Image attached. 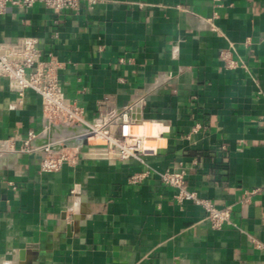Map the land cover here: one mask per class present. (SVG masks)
<instances>
[{
  "label": "crops",
  "instance_id": "1",
  "mask_svg": "<svg viewBox=\"0 0 264 264\" xmlns=\"http://www.w3.org/2000/svg\"><path fill=\"white\" fill-rule=\"evenodd\" d=\"M22 37L64 64L86 121L130 107L146 151L105 158L85 127L47 126L40 97L19 101L0 76V264H264V0H97L59 17L9 6L0 43ZM59 143L76 161L41 173L42 147ZM178 169L232 207L231 224L176 201L160 174Z\"/></svg>",
  "mask_w": 264,
  "mask_h": 264
},
{
  "label": "built area",
  "instance_id": "2",
  "mask_svg": "<svg viewBox=\"0 0 264 264\" xmlns=\"http://www.w3.org/2000/svg\"><path fill=\"white\" fill-rule=\"evenodd\" d=\"M85 2L92 6L97 0H0V15H3L9 6L29 9L42 5L55 17H59L64 11L78 13ZM220 56L227 67H233L229 52H222ZM63 65L53 52L46 51L44 44L36 38L22 37L0 43V76L8 79L9 88L17 94L19 101L27 92H33L40 97L47 126L65 123L85 127L87 136L100 141L105 158L117 161L136 159L143 162L146 147L142 137L131 132L128 114L131 108H126L104 121H86L82 109L64 95L59 82V71ZM35 138L34 133L29 134L23 143L25 151L35 150L32 146ZM42 151L43 157L39 165L41 173L59 171L65 163L76 161L75 156L63 147L55 150L49 144L43 146ZM160 179L174 189V198L179 204L190 201L201 207L214 229L231 224L232 207H218L212 201L189 191L184 169L167 170L160 174ZM249 195L250 193H247L241 200L248 201Z\"/></svg>",
  "mask_w": 264,
  "mask_h": 264
},
{
  "label": "bare ground",
  "instance_id": "3",
  "mask_svg": "<svg viewBox=\"0 0 264 264\" xmlns=\"http://www.w3.org/2000/svg\"><path fill=\"white\" fill-rule=\"evenodd\" d=\"M50 130H51V129H50ZM51 131H52V130H51ZM63 135H64V134H63ZM65 135H66V134H65ZM65 137H66V136H65ZM65 143H68V142L66 141ZM57 146H58V148H62V147H61L62 145H57ZM57 146H56V147H57ZM54 148H55V146H54Z\"/></svg>",
  "mask_w": 264,
  "mask_h": 264
},
{
  "label": "rangeland",
  "instance_id": "4",
  "mask_svg": "<svg viewBox=\"0 0 264 264\" xmlns=\"http://www.w3.org/2000/svg\"><path fill=\"white\" fill-rule=\"evenodd\" d=\"M62 144H64V142H62ZM61 143H59L58 145H62ZM53 146V145H52Z\"/></svg>",
  "mask_w": 264,
  "mask_h": 264
}]
</instances>
